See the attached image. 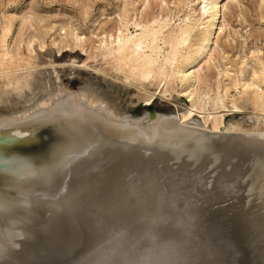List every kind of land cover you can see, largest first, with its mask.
I'll list each match as a JSON object with an SVG mask.
<instances>
[{
  "label": "bare ground",
  "instance_id": "bare-ground-1",
  "mask_svg": "<svg viewBox=\"0 0 264 264\" xmlns=\"http://www.w3.org/2000/svg\"><path fill=\"white\" fill-rule=\"evenodd\" d=\"M207 6L204 14L209 12L211 17L208 36L196 63L210 54L219 28L216 19L221 1L214 0ZM116 44L121 60L129 62L133 58L142 69L154 67L144 39L131 34L123 40L118 33ZM176 54L177 50L169 53L175 60ZM98 57H106L104 49ZM33 68L7 71L0 80V94L9 88H29ZM190 98L192 109L179 119L154 111L132 118L116 113L89 92L58 86L32 109L1 117L0 263L248 264L249 215L244 208L261 198L260 190L264 192V135L259 125L249 133L238 126L224 127L221 132V117L206 113L203 106L198 113L201 124L193 122L197 105L192 92ZM217 101L223 106L220 99ZM234 155L262 166L261 170L254 167L263 174L259 175L261 179L257 177L259 182L249 186L242 183V187L220 182L215 188L207 185L188 193V204L184 205L191 221L177 235V241L166 233L159 236L149 223V217L155 214H148L152 205L147 203L150 208L146 210L144 202L149 201L143 198L148 188L146 179L155 174L152 171L176 175L188 170L192 160H224ZM160 156L169 158L158 163ZM172 157L176 161L171 164ZM238 162L241 165L240 159ZM251 165L248 167L253 170ZM158 193L159 197L164 195L162 191ZM159 203L153 206L154 211ZM256 204L264 210L263 202ZM52 255L58 261H52Z\"/></svg>",
  "mask_w": 264,
  "mask_h": 264
},
{
  "label": "rangeland",
  "instance_id": "rangeland-1",
  "mask_svg": "<svg viewBox=\"0 0 264 264\" xmlns=\"http://www.w3.org/2000/svg\"><path fill=\"white\" fill-rule=\"evenodd\" d=\"M213 1L0 0V80L7 71L17 73L34 67L29 88H9L4 91L7 93L0 94V118L32 109L59 86L89 92L123 116L139 118L154 111L173 114L179 119L182 113L192 109V92L197 105L193 122L201 124L198 113L203 106L206 113L221 117V132L224 127L238 126L242 132L249 133L259 125V132L264 135V0H220L216 19L219 28L210 54L205 62L197 64L211 20L209 12L204 14V6L208 4L209 8ZM118 33L123 35V40L131 34L144 39L154 67L142 69L141 63L133 58L129 62L121 60L116 44ZM101 49L106 52L102 60L98 57ZM175 50L176 60L169 55ZM219 99L223 106L216 104ZM207 127L211 128L210 122ZM233 157L192 160L188 170L176 175H165L157 169L152 171L155 174H148L143 198L149 202H144V206L149 210L152 205L148 214H155L149 217V223L159 236L166 233L177 241V235L191 221L190 211L184 205L188 204V193L207 185L215 188L220 182L242 187V183L253 185L257 177L261 179L259 175L263 174L258 170L262 166L256 161L239 155ZM168 158L160 156L157 162L163 163ZM169 160L171 163L176 158ZM221 161L226 162L225 167ZM242 162L252 164L253 170ZM230 163L234 170L230 169ZM254 167L259 169L255 171ZM240 170L243 174L247 171L248 177L246 172L239 173ZM254 171L258 174L255 178ZM161 191L164 195L159 197ZM260 191L261 198L244 208V213L249 215L248 264H264V210L256 204L264 203V192ZM152 196L156 201L152 202ZM157 202L155 212L153 206ZM253 256L257 257L255 261ZM57 258L50 257L52 261H58Z\"/></svg>",
  "mask_w": 264,
  "mask_h": 264
}]
</instances>
